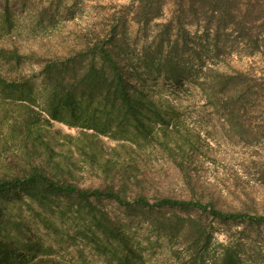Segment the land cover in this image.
I'll return each instance as SVG.
<instances>
[{
    "label": "trees",
    "instance_id": "trees-1",
    "mask_svg": "<svg viewBox=\"0 0 264 264\" xmlns=\"http://www.w3.org/2000/svg\"><path fill=\"white\" fill-rule=\"evenodd\" d=\"M130 1L131 17H111L63 55L24 48L11 35L8 2L0 13V31L10 34L6 42L0 34V264H78L46 246L27 212L50 229L58 227L49 217L71 224L113 264L146 263L129 224L135 219L169 240L174 264H242L231 231H224L226 244L215 236L231 224H264L253 206L226 209L195 194L193 164L207 140L181 101L156 84L195 86L228 136L257 142L264 136V67L221 69L216 61L240 51L264 61V4ZM131 24L151 32V41H131ZM151 151L171 161L192 195L170 192ZM10 202L19 203L17 215L4 213Z\"/></svg>",
    "mask_w": 264,
    "mask_h": 264
},
{
    "label": "rangeland",
    "instance_id": "rangeland-1",
    "mask_svg": "<svg viewBox=\"0 0 264 264\" xmlns=\"http://www.w3.org/2000/svg\"><path fill=\"white\" fill-rule=\"evenodd\" d=\"M261 1L264 4V0ZM6 2L15 14L11 35L24 48L31 45L49 56L63 55L81 41L85 34L93 33L94 29L101 31L111 17H131L132 13L130 0H0V13ZM169 17L170 14L166 11V18ZM1 24L0 19V26ZM0 34L5 38L3 41H9L7 37L10 34L5 31H0ZM152 37L151 32L145 33L137 26L130 25L129 39L139 47L151 41ZM239 53L234 52L229 57L224 55L216 62L221 69H226L225 63H231L239 69L264 67V61L259 56L250 57L243 51ZM209 63L213 64L212 61ZM156 84L166 94L181 101L188 123L201 131L207 140V151L202 152L193 164V169L196 167L193 174L197 184L195 194L200 196L203 193L206 198L213 196L218 205L226 209H241L247 204L264 215V136L254 144L230 137L222 117L210 105H206L205 98L195 86L185 84L182 87L162 80ZM54 128L62 126L55 124ZM107 143L113 145L112 141ZM148 154L151 155L153 164L163 172L171 193L183 196L193 194L169 159L157 152L151 151ZM18 207L19 203L10 202L3 210L6 215H17ZM108 208L119 213L113 203L108 204ZM25 215L28 216L32 231L42 238L46 246L56 249L59 257L66 261L78 264H113L98 253L93 244L75 236L71 224L60 226L56 218L45 215L49 217V223L57 224L58 228L55 230L45 227L32 213L27 212ZM129 224L133 227L135 238L142 243L145 264L175 263L168 239L151 232L142 220L135 219ZM230 226L222 227L223 231L215 236L216 241L228 243L224 231H231L233 241L240 245L241 263L264 264V224L246 226L237 223Z\"/></svg>",
    "mask_w": 264,
    "mask_h": 264
}]
</instances>
